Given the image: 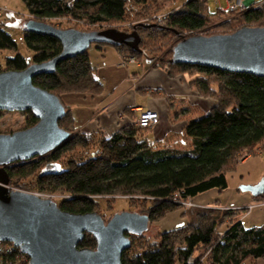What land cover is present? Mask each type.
I'll return each mask as SVG.
<instances>
[{
	"label": "trees",
	"instance_id": "obj_1",
	"mask_svg": "<svg viewBox=\"0 0 264 264\" xmlns=\"http://www.w3.org/2000/svg\"><path fill=\"white\" fill-rule=\"evenodd\" d=\"M21 1L34 21L47 23L45 21L64 19L88 29L123 22L132 14L130 11H134L131 0ZM141 2L142 7H147L143 0ZM206 3L203 0H187L165 16V27L154 26L150 31L182 40L186 38L182 36L185 33L194 34L206 29L209 20L219 14L228 16L229 20L217 24V27L228 29L207 32L204 36L228 34L243 27L264 26V6L239 14H226L219 10L211 15L207 12ZM22 33L26 49L36 56L33 63L46 62L62 50L60 42L52 37L31 33L23 28ZM137 34L140 38L139 48L147 46L139 32ZM115 49L120 55L125 52L136 57L140 55L125 46ZM0 51L15 53L12 58H5L3 65L0 62V73L21 71L30 65L17 52L12 37L2 28ZM169 51L166 59L160 60L165 63L163 69L167 75L189 74L192 76L190 84L198 94L215 100L207 112L186 120L176 139L149 142L145 138L149 129L139 128L133 123L123 126L109 137H104L100 131L78 133L73 127L71 110L65 106V114L58 121V126L70 134L69 139L41 158L7 167L5 170L10 184L22 190L34 186L40 193L59 192L69 199L61 198L57 206L73 214L96 213L97 198L141 196L144 200H150L151 205L145 214L150 222L176 210L179 201L192 199L213 189H226L225 172L233 169L240 158L244 157V160L264 151V78L195 65L172 64V49ZM32 83L56 97L57 91L92 95L102 91L87 52L60 63L52 74L33 78ZM30 116L26 128L37 122ZM177 116L175 112L172 114L173 118ZM75 149L83 151L82 159L65 162L62 156ZM191 212V216L187 214L184 226L161 233L159 240L153 243L147 241L144 246L136 248L137 241L132 238L142 236L125 234L130 246L122 253L121 264H178L183 262L185 255L178 254L177 248L190 241L194 250L199 246L209 249L210 256L206 259L209 264H243L248 259L264 258V224L246 228L238 219V212L233 209L221 210L219 217L214 210L199 207ZM209 213L213 215L210 217ZM223 224H226L224 233H216V227ZM95 248L93 236L84 234L78 249ZM17 260L28 264L27 256L21 254L18 248L0 242V264H14ZM199 261L200 257H197L195 264H200Z\"/></svg>",
	"mask_w": 264,
	"mask_h": 264
},
{
	"label": "water",
	"instance_id": "obj_2",
	"mask_svg": "<svg viewBox=\"0 0 264 264\" xmlns=\"http://www.w3.org/2000/svg\"><path fill=\"white\" fill-rule=\"evenodd\" d=\"M23 29L58 40L62 50L46 62L0 73V111L30 112L37 120L26 129L0 134V242L18 248L28 264H121V255L130 246L125 234L143 235L149 227L147 215L120 213L104 222L96 213L62 211L51 200L6 188L9 177L5 169L47 155L70 136L58 126L65 114L60 99L34 86L33 78L54 73L60 63L82 55L92 44L125 46L141 54L140 38L136 31L80 32L34 20L26 21ZM171 63L264 78V26L186 37L173 46ZM240 190L253 197L263 195L264 177L255 185L240 186ZM84 234L95 239L94 250L78 249Z\"/></svg>",
	"mask_w": 264,
	"mask_h": 264
},
{
	"label": "rangeland",
	"instance_id": "obj_3",
	"mask_svg": "<svg viewBox=\"0 0 264 264\" xmlns=\"http://www.w3.org/2000/svg\"><path fill=\"white\" fill-rule=\"evenodd\" d=\"M130 1V0H129ZM142 0H131V6L134 8V11H130L132 14L129 15V17L119 23H107L104 25H101L100 27H91L87 28L86 26H83L82 24H76L64 19L61 20H50L45 21L47 24L53 25L55 28L58 29H74L80 32H90V31H101V30H107V29H116L120 32H125L130 34L133 31H136L140 29L139 35L143 42L148 43L147 46L141 47L142 53L139 55V57L132 56L125 52L123 55H119L120 63L124 64L122 66H127L129 64H140V69L138 70L140 74L142 75V72L144 70H147L150 68V66L155 67L153 69L154 72H157L156 76L158 79H153L152 84V90H156L155 93L152 94V91L148 90L147 93L144 94V96H150L153 98H158L159 100H165L167 97H171L175 99V102L180 105L181 102H184L186 104L191 103L195 105H199L201 109H203L204 104H207L205 106V109H209L211 106L212 100L206 101L207 99H204L202 96H198L197 92L194 89H190L188 86V76L187 75H181L180 79H177L183 84H186V88L189 92L193 94L192 98H187V94H183L185 91L184 89H181L178 87V85H169L164 80H160L159 78L163 77L165 80H168L165 76V73L162 71L165 68V63L160 61L161 59L165 60L166 56L169 54V50L172 49V47L180 41L179 37H172L170 35L162 36L161 34H155L150 31V29L154 26H161L165 27V16H168V13L180 8L187 0H143L145 2V5L147 7H142L141 2ZM258 2L259 0H255ZM131 7V8H132ZM227 7L226 0H218V1H212L206 3L207 12L211 15H215L219 10L224 11ZM130 8V9H131ZM143 8V10H142ZM137 13V14H136ZM141 13L140 15H138ZM28 20H32V17H30L25 9L24 4L21 0H0V28H2L4 31H6L14 40V42L17 45V52L21 54L25 61L29 64H32L35 59V54L31 51H28L24 45L23 41V33L22 28L24 26V23ZM224 20H229L228 16H225L224 14H219L217 17L211 18L209 20V25L206 29H203L201 31H198L194 34L185 33L182 36H190V35H206L207 32H222L228 29V27L222 28L217 27V24L222 23ZM232 25H235L232 23ZM216 26V27H215ZM94 29V30H91ZM144 32V33H143ZM145 32H151L150 34H146ZM101 47V45H95L92 44L88 51H91L93 48ZM15 55L14 52L10 51H0V62L3 65V61L5 58H12ZM154 58V59H153ZM130 61H134L133 63H130ZM159 66V67H157ZM131 69H134L135 66H130ZM179 84V83H178ZM158 85H162L161 88ZM159 87V88H158ZM157 89H161L158 90ZM102 92V91H101ZM97 93L95 95L101 94ZM56 95H58V98L60 99L63 106H67L68 96H95L90 93H78V92H55ZM54 93V94H55ZM188 93V94H191ZM65 99V100H64ZM66 101V102H65ZM155 106L157 110H162L161 106L163 105V102H159L158 100L155 101ZM210 102V105L208 104ZM146 108V107H145ZM197 112L195 114H192V116L188 119H195L198 117L200 113V109H195ZM204 110V109H203ZM153 112V110H152ZM30 114L27 112H6V111H0V134H8L15 131L26 129V127L29 125L30 122ZM186 118V117H185ZM170 126L173 128V132L180 131L181 127L184 126L185 121L184 120H177L173 123H170ZM74 127V125H73ZM150 129V128H147ZM79 133V132H78ZM168 134V133H166ZM164 137V136H163ZM145 138L149 141H155V134L153 131H148L145 135ZM98 146H96L97 148ZM94 148V147H93ZM83 151H78V149H75L70 154H64L63 160L67 162L69 159L78 160L82 159ZM244 157L239 159V163L235 165V167L231 170L226 171V180H227V188L218 191L216 189L210 190L208 192H205L203 194H199L197 197H201L204 200L212 201L213 205L208 206H202V205H196L194 201L191 199H188L186 201H179L178 207L176 210L166 214L163 218H160L156 221L150 222L149 221V227L144 232L142 237L135 238L133 237V241H137L135 243V247H141L147 244V241L149 243H153L155 241L159 240V235L163 232L172 231L175 229H178L182 226H184L187 222V214L191 216L193 211V208L199 207L203 209H210L215 211V215H220V211L223 210V207L225 205H234L233 202L236 200V197L238 194V187L241 185H251L255 184L260 181L262 177H264V151L261 152L258 155L252 156L248 162L242 163ZM262 176H261V174ZM261 176V177H260ZM11 187H15V185L9 184L6 186L10 190ZM24 191H30L33 193H38V191L35 189L34 186H30V189H23ZM45 194V195H44ZM52 195L50 198L51 201L58 203L60 199L63 197L65 199L67 196H63L59 192L54 193H45L43 192V196L46 195ZM256 198L254 201L252 200V205L247 206L245 208L236 209L237 217L238 219L241 218L242 223L244 227L246 228H253V227H260L264 224V194L261 196L254 197ZM97 208H96V214L99 216H102L104 219V222H107L112 216L120 213H136V214H147V210L150 207V200L146 199L144 200L141 196H123V195H117L113 197H104V198H97ZM186 214V215H185ZM210 217L213 215L212 213H209ZM227 222V221H226ZM226 229V224L219 225L216 227V233L223 234ZM215 233V234H216ZM216 237V236H215ZM137 239V240H136ZM191 242V241H190ZM185 242L184 245L177 248L178 254H183V257L185 255V259H183V262L178 264H195L196 258L200 257V264H209L206 259L209 258L210 253L209 249H206L204 246L197 247L196 250L193 249V243ZM134 243V242H132ZM131 243V244H132ZM10 244V243H9ZM12 245V244H11ZM192 248V250H191ZM209 253V254H208ZM206 260V261H205ZM14 264H22L19 263V260H17ZM243 264H264V258L259 260H252L248 259Z\"/></svg>",
	"mask_w": 264,
	"mask_h": 264
},
{
	"label": "crops",
	"instance_id": "obj_4",
	"mask_svg": "<svg viewBox=\"0 0 264 264\" xmlns=\"http://www.w3.org/2000/svg\"><path fill=\"white\" fill-rule=\"evenodd\" d=\"M87 55L94 76L102 87V92L95 96H68L69 101L67 102V106H69L71 110L74 130L76 132L91 134L100 131L104 137H109L123 126L130 123L134 124L137 114L133 110L135 108H141L144 111L153 110V112H156L158 115L157 124L149 129V131L152 130L155 134V141H163V139L171 141L178 137V133L181 131L182 127L180 131L173 132V128L168 122L173 123L177 120L186 121L192 114L197 112L195 109H200V113H203L207 112L215 104L214 98L204 97V99H207L206 101L212 100V102L211 105L210 102H208L211 107L207 110L205 109L207 104L202 105L203 110L199 105L191 103L186 104L181 102L180 105H178L175 99L171 97H167L165 101L147 95L144 96L148 90L152 91V94L156 92V90L151 89L153 86L152 84H154L153 79H158L156 76L157 72L153 71L155 67L150 66V68L144 70L141 75L138 71L140 69L139 63L122 66L119 59L120 54L115 48L107 45L93 48L91 51L87 52ZM133 65L135 68L131 69L130 66ZM162 71L165 73V77L168 80H165L163 77L159 78L160 80H164L167 84L172 86L178 85L179 88L185 90L183 94H187V98L193 97V94L187 90L186 84L177 82L179 81L177 79H180L181 75L169 77L164 70ZM185 75L188 76L189 88L191 90L194 89L190 84L192 76L186 73ZM158 86L161 88L163 87L162 85ZM158 90L161 89H157V92ZM194 90L197 92L196 89ZM198 96L200 95L198 94ZM156 100L163 102L161 106L162 110L156 109ZM186 108H190V111L182 114L181 112ZM174 112L178 114L175 118L172 117ZM250 158L251 157L244 159L242 163L248 162ZM238 194L236 200L233 202V204L235 203L234 205H225L221 207L226 210H236L252 205L254 197L249 192H242L239 186ZM191 200L194 201L196 205L208 207L213 205L212 201L204 200L197 196ZM239 220H241V218Z\"/></svg>",
	"mask_w": 264,
	"mask_h": 264
},
{
	"label": "built area",
	"instance_id": "obj_5",
	"mask_svg": "<svg viewBox=\"0 0 264 264\" xmlns=\"http://www.w3.org/2000/svg\"><path fill=\"white\" fill-rule=\"evenodd\" d=\"M203 1L212 2V1H218V0H203ZM226 3H227V7L223 11L226 14H239L244 11H248V10H252V9H256V8L264 6V0H259L258 2H256L255 0H226ZM133 62L134 61H130V63H133ZM133 111L137 114L134 124L139 128H142V129L152 128L158 122V115L156 112H152L149 110L144 111L141 108H135ZM10 190L33 194L41 199L50 200V198L52 197V195H49V194L46 196H43L42 195L43 193H40V192L33 193L30 191H24L22 189L14 188V187H11Z\"/></svg>",
	"mask_w": 264,
	"mask_h": 264
},
{
	"label": "bare ground",
	"instance_id": "obj_6",
	"mask_svg": "<svg viewBox=\"0 0 264 264\" xmlns=\"http://www.w3.org/2000/svg\"><path fill=\"white\" fill-rule=\"evenodd\" d=\"M36 159H38V158H36Z\"/></svg>",
	"mask_w": 264,
	"mask_h": 264
}]
</instances>
